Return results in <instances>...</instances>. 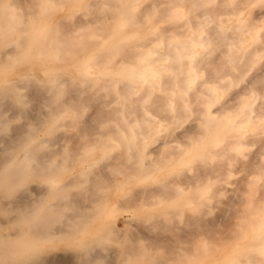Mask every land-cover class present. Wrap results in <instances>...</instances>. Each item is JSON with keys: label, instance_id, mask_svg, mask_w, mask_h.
<instances>
[{"label": "clouds", "instance_id": "9594fccd", "mask_svg": "<svg viewBox=\"0 0 264 264\" xmlns=\"http://www.w3.org/2000/svg\"><path fill=\"white\" fill-rule=\"evenodd\" d=\"M264 264V0H0V264Z\"/></svg>", "mask_w": 264, "mask_h": 264}, {"label": "bare ground", "instance_id": "6f19581e", "mask_svg": "<svg viewBox=\"0 0 264 264\" xmlns=\"http://www.w3.org/2000/svg\"><path fill=\"white\" fill-rule=\"evenodd\" d=\"M49 264H62L56 253H51L48 257Z\"/></svg>", "mask_w": 264, "mask_h": 264}]
</instances>
